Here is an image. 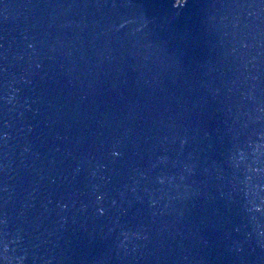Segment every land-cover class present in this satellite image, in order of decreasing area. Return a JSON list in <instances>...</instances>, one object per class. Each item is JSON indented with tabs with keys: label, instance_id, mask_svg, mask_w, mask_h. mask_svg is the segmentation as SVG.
<instances>
[{
	"label": "water",
	"instance_id": "1",
	"mask_svg": "<svg viewBox=\"0 0 264 264\" xmlns=\"http://www.w3.org/2000/svg\"><path fill=\"white\" fill-rule=\"evenodd\" d=\"M0 264H264V0H0Z\"/></svg>",
	"mask_w": 264,
	"mask_h": 264
}]
</instances>
